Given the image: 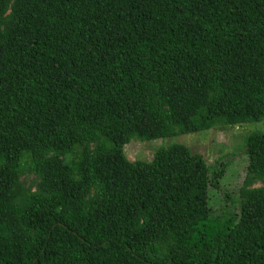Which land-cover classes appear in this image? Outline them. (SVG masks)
<instances>
[{
    "label": "trees",
    "instance_id": "16d2710c",
    "mask_svg": "<svg viewBox=\"0 0 264 264\" xmlns=\"http://www.w3.org/2000/svg\"><path fill=\"white\" fill-rule=\"evenodd\" d=\"M262 120L264 0H0V264H264V132L222 214L227 163L123 152Z\"/></svg>",
    "mask_w": 264,
    "mask_h": 264
},
{
    "label": "rangeland",
    "instance_id": "374dc122",
    "mask_svg": "<svg viewBox=\"0 0 264 264\" xmlns=\"http://www.w3.org/2000/svg\"><path fill=\"white\" fill-rule=\"evenodd\" d=\"M264 132V120L247 123L233 129L214 128L192 134H183L150 141L132 139L123 147L129 161H150L156 150L172 145L186 146L192 153L200 154L210 166L227 163L225 177L220 182L219 190H210V204L214 213L222 214L223 209L230 207L224 200L225 192L235 197L246 171L247 160L241 154L246 138L252 133ZM236 153V155H234ZM236 209V205L233 206Z\"/></svg>",
    "mask_w": 264,
    "mask_h": 264
}]
</instances>
